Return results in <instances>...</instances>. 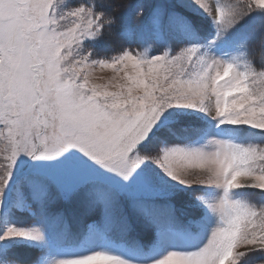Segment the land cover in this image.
<instances>
[{"label":"snow or ice","instance_id":"1","mask_svg":"<svg viewBox=\"0 0 264 264\" xmlns=\"http://www.w3.org/2000/svg\"><path fill=\"white\" fill-rule=\"evenodd\" d=\"M257 50L264 0H0V264H264Z\"/></svg>","mask_w":264,"mask_h":264},{"label":"rangeland","instance_id":"2","mask_svg":"<svg viewBox=\"0 0 264 264\" xmlns=\"http://www.w3.org/2000/svg\"><path fill=\"white\" fill-rule=\"evenodd\" d=\"M254 56L255 58L257 59H264V51H261V50H257L255 53H254ZM97 75L98 76H108V75H111V71L110 70H104V71H100V70H97Z\"/></svg>","mask_w":264,"mask_h":264}]
</instances>
